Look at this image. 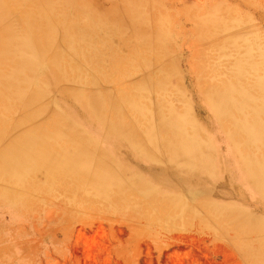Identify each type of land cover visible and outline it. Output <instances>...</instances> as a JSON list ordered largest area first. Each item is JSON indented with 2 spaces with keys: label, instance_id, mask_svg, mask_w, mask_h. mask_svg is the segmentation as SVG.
<instances>
[{
  "label": "rangeland",
  "instance_id": "1",
  "mask_svg": "<svg viewBox=\"0 0 264 264\" xmlns=\"http://www.w3.org/2000/svg\"><path fill=\"white\" fill-rule=\"evenodd\" d=\"M16 1L18 10L0 14V26L20 38L31 24L19 8L26 0ZM143 1L146 8L138 6V11L130 10L137 0H51L45 8L47 32H56L57 41L69 30L86 43L90 56L76 57L78 65L90 67L87 81L76 88L62 83L50 61L56 46L47 45L30 73L31 90L38 89L41 96L29 110L9 116L4 128L30 112L41 114L40 127L65 119L71 131L90 142L85 159L95 165L88 164L85 171L98 179L71 183L64 190L55 185L41 191L21 189L26 203L5 193L20 181L1 183L0 264H264V191L252 181L206 97L189 83L195 79L194 61L210 45L195 42L194 22L223 24L225 32L215 39L235 34L264 49V0ZM153 16L155 31L167 38L164 44L153 40ZM60 46L62 55L72 52L70 44ZM6 49L14 56V47ZM162 77L169 85L157 91ZM140 87L147 91L148 112L142 114L151 118L153 139H140L136 132H130L134 139H122L110 129L114 117L108 107L96 115L81 100V94L97 91L115 104L119 96H131ZM170 102L177 111L188 110L210 151L206 167L204 161L194 169L186 165L180 170L183 176L172 166L164 172L169 164L156 131L161 125L156 106ZM137 116L128 111L125 123L137 122ZM41 183L33 179L30 186ZM164 199L180 203L181 209L171 201L165 210Z\"/></svg>",
  "mask_w": 264,
  "mask_h": 264
},
{
  "label": "bare ground",
  "instance_id": "2",
  "mask_svg": "<svg viewBox=\"0 0 264 264\" xmlns=\"http://www.w3.org/2000/svg\"><path fill=\"white\" fill-rule=\"evenodd\" d=\"M50 1L26 0L20 4L19 8L27 14V20L31 24L28 34L13 38L5 26H0V142L5 139L0 147V185L4 182L16 184L20 181L16 184V189H8L5 193L11 195V200L25 203L26 201L20 197L21 189H27L29 192L41 191L43 186L55 185L57 189L64 190L62 188L71 183L77 184L86 179L92 184L98 179L94 171L93 175L85 171L88 164L95 165L94 162L85 159L87 153L84 150L90 142L85 139L83 141L78 134L71 131L65 119H52L46 127L45 125L40 127L38 122L41 114L30 112L17 119L12 124L13 127L4 128L9 116L29 110L34 101L41 96L38 89L31 90L30 73L33 71V61L46 52L47 45L56 46L50 61L60 74L62 83H70L76 88L87 81L85 75L89 74L90 67L87 64L84 67L78 65L76 57L90 54L86 43H79L69 30L67 31L69 34L66 33L60 41L56 40V32H47L49 19L44 12L47 13L48 9L45 8ZM16 3V0H0V14L17 11ZM146 5L143 0H137V5H132L130 10L138 11V6L145 9ZM150 18L154 42L164 44L166 36L161 35L160 30L155 31L157 29L155 16ZM194 25L195 42L210 45L203 57L194 61L191 72L195 79L189 78V83L193 82L199 93L206 97L204 101L212 108L217 122L225 125L226 137L232 141L235 153L243 157L240 161L249 169L252 181L264 191V49L259 48L254 40H246L244 37L242 39L235 34L227 38L224 36L220 40L215 39L225 32L226 26L223 24L199 21L194 22ZM255 35L263 37L259 33ZM256 40L258 41V38ZM61 44H70L72 52L62 55ZM7 47L15 48L14 56L7 54ZM205 56L207 58L203 61ZM88 61L92 59L88 58ZM157 84L155 87L157 91L166 89L169 85L163 77ZM93 85H98V82L95 81ZM137 89L138 91L131 96L128 94L119 96V102L115 101L116 105L112 104L110 96L97 91L81 94V100L89 102L92 113L96 115H99L101 109L108 107L114 117L110 129L118 133L122 139H134L130 132L134 135L136 132L140 139H153V133L149 131L152 127L151 118L148 114H142L143 111L148 112L149 105L144 98L147 91L144 87ZM156 107L158 112L154 114L161 122L156 131L163 139L162 147L167 154L166 162L169 164L164 172L166 173L172 166L175 170L173 172L181 174L180 170H183L184 166L194 169L202 161L206 167L210 151L207 145L202 143L204 136L197 129L188 110L185 108L177 111L171 102ZM128 111L138 115L137 122L125 123ZM137 123L143 126L141 130H136L134 125ZM7 132L8 136L4 138ZM252 147H257L258 151L254 153ZM230 153L235 157L232 149ZM216 167L218 168L217 163ZM100 170L98 167L97 171ZM37 178L42 180L41 185L30 186V182ZM168 199H164V209L168 202L178 203ZM180 205L177 204V210L181 209ZM172 210L177 212L173 208ZM244 249L248 256V250Z\"/></svg>",
  "mask_w": 264,
  "mask_h": 264
}]
</instances>
